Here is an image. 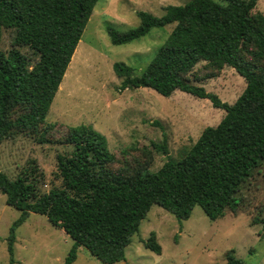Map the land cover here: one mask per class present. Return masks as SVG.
Here are the masks:
<instances>
[{"label": "trees", "instance_id": "1", "mask_svg": "<svg viewBox=\"0 0 264 264\" xmlns=\"http://www.w3.org/2000/svg\"><path fill=\"white\" fill-rule=\"evenodd\" d=\"M95 2L0 0V37L3 29L11 32L9 48L0 51V142L13 131L38 129L39 142L48 141L45 134L54 124L43 121L45 114ZM255 3L186 0L163 6L158 15L139 10L138 24L124 31L105 26L109 42L120 45L172 25L138 75L128 65L112 63L114 74L123 77L119 90L145 87L161 96L180 90L207 99L224 114L215 126L204 127L179 159L168 157L155 171L112 170L114 155L104 136L86 124L66 127L60 142L71 150L55 155L58 184L47 191L38 192L42 173L34 163L13 178L0 170L4 202L19 211L5 239L9 263L14 231L30 212L45 216L73 241L62 264H71L78 246L113 264L123 260L152 204L178 221L194 205L209 220L237 210L241 184L264 163V14L251 11ZM198 61L216 70L229 66L243 79L232 103L189 83L187 74ZM153 146L166 153L163 144ZM258 222L264 228V218H251V224ZM142 244L160 253L153 232ZM225 259L241 264L230 251Z\"/></svg>", "mask_w": 264, "mask_h": 264}, {"label": "rangeland", "instance_id": "2", "mask_svg": "<svg viewBox=\"0 0 264 264\" xmlns=\"http://www.w3.org/2000/svg\"><path fill=\"white\" fill-rule=\"evenodd\" d=\"M184 1L96 0L45 114L43 121L54 124L45 134L48 141L39 142L40 129L13 131L0 142V170L13 178L34 163L42 173L38 192L47 191L58 184L53 176L55 155L71 150L60 142L66 127L86 124L104 136L114 155L112 170L123 174L142 167L155 171L168 157L179 159L204 127L215 126L224 111L212 107L207 99L180 90L169 96L145 87L119 90L123 77L112 70V63L120 62L138 75L172 25L151 28L144 36L120 45L109 42L106 25L124 31L138 24L137 11L158 15L163 6ZM251 11L264 14V0H256ZM10 38L11 32L3 29L0 51L9 48ZM187 79L227 103L244 87L243 79L231 67L216 70L205 61H198ZM153 144H163L166 153ZM237 196L241 199L237 210H225L215 220H209L198 205L178 221L152 204L125 246L123 260L113 264H226L227 251L241 264H264V228L261 222L250 223L252 217L264 218V163L252 170ZM18 215L0 193V264H62L73 241L45 216L32 212L14 231L9 263L5 239ZM150 232L160 246L158 254L142 244ZM71 264L103 263L78 246Z\"/></svg>", "mask_w": 264, "mask_h": 264}, {"label": "bare ground", "instance_id": "3", "mask_svg": "<svg viewBox=\"0 0 264 264\" xmlns=\"http://www.w3.org/2000/svg\"><path fill=\"white\" fill-rule=\"evenodd\" d=\"M61 89V88H60Z\"/></svg>", "mask_w": 264, "mask_h": 264}]
</instances>
